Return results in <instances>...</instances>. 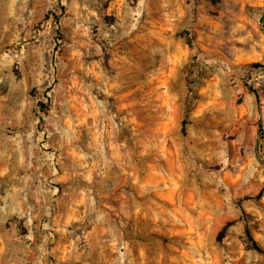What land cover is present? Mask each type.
Instances as JSON below:
<instances>
[{"label":"rangeland","instance_id":"obj_1","mask_svg":"<svg viewBox=\"0 0 264 264\" xmlns=\"http://www.w3.org/2000/svg\"><path fill=\"white\" fill-rule=\"evenodd\" d=\"M264 0H0V264H264Z\"/></svg>","mask_w":264,"mask_h":264},{"label":"trees","instance_id":"obj_2","mask_svg":"<svg viewBox=\"0 0 264 264\" xmlns=\"http://www.w3.org/2000/svg\"><path fill=\"white\" fill-rule=\"evenodd\" d=\"M247 234H248V237H249V239H250V241H251V243H252V246H253V248L254 249H256L257 251H259V252H261V253H263L264 254V249L263 248H261L253 239H252V237L250 236V234H249V232L247 231Z\"/></svg>","mask_w":264,"mask_h":264}]
</instances>
